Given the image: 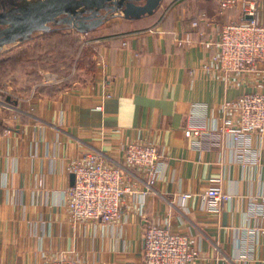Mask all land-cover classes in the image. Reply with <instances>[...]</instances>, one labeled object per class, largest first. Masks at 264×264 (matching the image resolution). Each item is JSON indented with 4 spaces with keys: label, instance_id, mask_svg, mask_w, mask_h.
Wrapping results in <instances>:
<instances>
[{
    "label": "crops",
    "instance_id": "1",
    "mask_svg": "<svg viewBox=\"0 0 264 264\" xmlns=\"http://www.w3.org/2000/svg\"><path fill=\"white\" fill-rule=\"evenodd\" d=\"M201 12L217 27L240 18L238 10L222 14L217 0H161L153 14L121 18L131 23L121 32L102 36L111 27L106 20L86 33L96 51L93 82L13 102L0 93V264L61 256L142 264L148 224L189 236L199 252L194 264H264V138L254 136L255 157L242 159L226 134L203 149L185 136L189 126L212 127L227 102L264 92V64L237 80L207 71L210 48L176 43ZM259 19L264 24V0ZM133 142L160 149V180L150 189L147 175L134 171L115 221L73 222L66 205L71 162L97 152L118 164ZM215 181L232 198L220 215L203 209Z\"/></svg>",
    "mask_w": 264,
    "mask_h": 264
},
{
    "label": "built area",
    "instance_id": "2",
    "mask_svg": "<svg viewBox=\"0 0 264 264\" xmlns=\"http://www.w3.org/2000/svg\"><path fill=\"white\" fill-rule=\"evenodd\" d=\"M260 0H218L220 12L239 10L240 18L220 26L218 36L208 34L206 29L217 27L206 13H200L192 21L190 29L177 40V46L185 48L194 44L204 45L213 53L204 66L216 75L237 80L244 74L257 72L264 63V24L259 19ZM215 26V27H214ZM219 27V28H220ZM57 84L60 80L46 82ZM226 114L216 120L212 127L189 126L185 130L187 139L196 149H203L207 142H220L224 134L236 144V154L244 159L254 156L253 137H264V92H251L225 104ZM122 163L109 166L94 153L82 154L73 162L70 172L75 174V185L66 195V205L73 222H99L111 224L121 214L124 198L132 191L128 180L134 167L147 175V186L151 189L166 164L160 149L153 144L133 142L123 147ZM189 195L181 198L186 205ZM231 195L219 185L211 186L205 195L204 211L220 215ZM257 204H255V207ZM261 214L264 215V210ZM255 231H249L254 235ZM142 264H194L199 254L187 235L173 233L170 228L148 224L143 235ZM44 264H86L79 260L61 256Z\"/></svg>",
    "mask_w": 264,
    "mask_h": 264
},
{
    "label": "rangeland",
    "instance_id": "3",
    "mask_svg": "<svg viewBox=\"0 0 264 264\" xmlns=\"http://www.w3.org/2000/svg\"><path fill=\"white\" fill-rule=\"evenodd\" d=\"M52 7H57V11L49 16V29L39 30L36 22L48 18L39 13ZM113 7H119L118 0H0V14L4 16L3 21H0V38L4 35L18 36L0 47V59L8 61V64H0V79L6 78L5 82L0 81V93L19 98L20 95L25 96V93L38 92L43 85L70 89L93 82L97 76L96 51L88 45L93 38L86 34L88 32L80 31L76 25L78 21L96 15L107 18L111 25L104 27L106 31L102 30V36L127 29L131 23L122 20V10L114 12ZM220 26L213 28L212 34L215 37L218 36ZM209 31L206 29L208 34ZM23 35L26 36L25 40L19 38ZM90 61L92 64H89ZM57 78L60 83H46ZM87 153L97 154L111 167L117 164L111 163L100 153ZM79 157L71 162L70 170ZM129 170L137 171L134 167Z\"/></svg>",
    "mask_w": 264,
    "mask_h": 264
},
{
    "label": "water",
    "instance_id": "4",
    "mask_svg": "<svg viewBox=\"0 0 264 264\" xmlns=\"http://www.w3.org/2000/svg\"><path fill=\"white\" fill-rule=\"evenodd\" d=\"M23 1V0H22ZM27 0H24V2ZM161 0H118L119 7H113L112 11L118 12L119 9L122 10L124 18H140L144 15H150L153 14L154 11L157 9V7L160 5ZM37 9V8H36ZM57 11V7H52L48 8L45 11H42L39 13V15H46L48 16L43 18L42 20L36 22L38 25L39 30H48V22L50 20L49 16L53 14V12ZM4 16L0 14V21H3ZM93 18V20L91 19ZM91 18H86L84 20L78 21V24L76 25L79 30H82L83 32L87 29H91L95 26L100 25L104 21L107 20L105 17H98L96 15H93ZM87 21H90L89 24H86ZM17 35L14 36H9V35H4L2 38H0V47L4 45L5 43L9 42L12 38H17ZM19 38L26 39V36H19ZM75 174H72L71 176V183L74 186L75 185Z\"/></svg>",
    "mask_w": 264,
    "mask_h": 264
},
{
    "label": "trees",
    "instance_id": "5",
    "mask_svg": "<svg viewBox=\"0 0 264 264\" xmlns=\"http://www.w3.org/2000/svg\"><path fill=\"white\" fill-rule=\"evenodd\" d=\"M89 23H90V21H87L86 24H89ZM102 24H104V23H101L100 25L95 26V27H93V28H91V29H87V30H85V32H90V31L94 30L95 28L101 26ZM80 31H82V30H80ZM47 37H48V36H47ZM47 37H46V38H47ZM90 47H91V46H90ZM19 51H21V50H19ZM90 51H91V50H90ZM91 52H93V51H91ZM3 59H4V58H3ZM0 64H1V65H2V64H3V65H4V64H8V61L6 62L5 60L0 59ZM89 64H92V62L90 61ZM5 79H6V78L0 79L1 83H2V82H5ZM65 89H66V88H61V87H57V86H49V87L44 86V87H41V88H40V92L43 93V94H45V95H51L52 97H55V96L59 95L60 93H62ZM23 94H24V93H23ZM29 94H30V93H25V96H29ZM4 98L7 100V102H8V101H9V102H13V101H15L14 99H15L16 97L14 98L12 95H4Z\"/></svg>",
    "mask_w": 264,
    "mask_h": 264
},
{
    "label": "bare ground",
    "instance_id": "6",
    "mask_svg": "<svg viewBox=\"0 0 264 264\" xmlns=\"http://www.w3.org/2000/svg\"><path fill=\"white\" fill-rule=\"evenodd\" d=\"M41 6H42V4H41ZM41 6H40V7H41ZM38 8H39V7H38Z\"/></svg>",
    "mask_w": 264,
    "mask_h": 264
}]
</instances>
